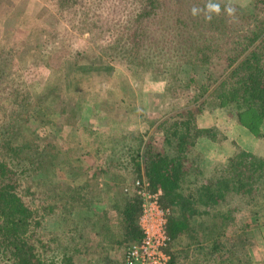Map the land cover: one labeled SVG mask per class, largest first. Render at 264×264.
<instances>
[{"label": "trees", "instance_id": "1", "mask_svg": "<svg viewBox=\"0 0 264 264\" xmlns=\"http://www.w3.org/2000/svg\"><path fill=\"white\" fill-rule=\"evenodd\" d=\"M42 1L68 34L99 22L109 34L118 33L122 38L113 40L106 55L164 79V95L180 91L185 104L158 123L171 151L151 145V134L122 130L125 148L115 147L121 141L107 134L112 143L96 142L95 158L82 147L74 154L53 136L42 139L40 130L24 132L30 123L38 121L39 127L43 111L54 112L57 102L65 109L55 85L37 88L25 72L30 65L39 69L38 62L48 72L57 70L50 65L55 34L40 51L27 40L15 44L0 37V264H114L109 253L114 246L124 264L125 247L142 236L141 199L131 187L140 165L151 186H161L160 204L169 208L168 264H180L182 253L186 261L188 252L193 253L188 264H244L249 226L263 218L264 200L257 199H264V155L237 145L222 172L193 175L187 151L199 137L217 140V129L198 126L190 105L200 109L201 101L213 97L238 123L261 134L264 0L232 3L234 18L222 12L211 22L203 13L191 15L193 6L203 8L207 0ZM47 123L43 129L56 136L53 119ZM113 166L123 179L105 187L98 176ZM103 200L108 207L99 206ZM227 252L232 257L226 259Z\"/></svg>", "mask_w": 264, "mask_h": 264}, {"label": "rangeland", "instance_id": "2", "mask_svg": "<svg viewBox=\"0 0 264 264\" xmlns=\"http://www.w3.org/2000/svg\"><path fill=\"white\" fill-rule=\"evenodd\" d=\"M216 1L239 5L250 2V0ZM35 2L30 4L27 3V0H0V37L8 36L13 39L15 44L27 40L29 44L37 46L40 51V49L44 50L46 44L50 42L49 37L53 39V36H50L51 33L55 34L53 50L50 53V65H55L57 70L55 68L48 72L43 62H38L39 69L30 65L25 72L29 80H35L37 88H41L43 85L48 87L55 85L57 91L61 92L60 99L65 104V109L61 112L60 102H57L51 107V110L55 108L54 112L42 110L44 115L42 121L39 122V127L35 126L38 121L33 122L24 129V132L27 134L31 130H40L44 136L42 139L53 136L64 146L70 149L74 148V154L81 152L82 147L92 152V154L90 153L92 158H95L93 150L96 142H103L105 145L112 143L110 139L107 140V134L117 137L115 141H121V143L117 142L115 147L125 148L124 140L119 136L122 130L141 132L144 134V138H148L151 134L153 136L151 145L160 150L171 151L173 146H169L164 139V125L160 126L158 123L167 115L173 114L179 106L182 111L184 110L185 97L183 93L174 90L162 97L159 94L162 91L165 92L164 79H153L149 71L139 69L137 66L135 68L127 66L123 63L125 61H112L106 55L107 51L105 50L116 39L122 38L118 36V33L109 34L101 29L99 22V24H91L88 28L86 26L87 29L84 28L81 31L70 32L68 30V34L64 30L65 28L63 29L65 23L59 20L48 4L42 0H35ZM34 12L37 17L34 16ZM41 30H45L48 35L40 32ZM29 57L31 54H28L26 58ZM14 63L16 65L15 61ZM8 103L15 104L11 97H9ZM200 104V109L195 104L190 105L193 116L196 120L198 115H203V118H200L201 122L210 123L209 126H214L217 129V140L202 136L203 138L197 139L198 142H195V146L193 145L187 151L189 162L191 158L194 159L193 163L190 162L194 168L192 169L193 175L203 177L222 172L226 167L227 156L233 152L237 145L249 149L257 155H264V120H261L258 125L257 130L261 132L258 135L238 123L218 105L215 98L206 97ZM157 112H159L158 116ZM67 117L71 122L65 121ZM49 118L53 119L59 129L56 136L43 129L48 124L47 119L49 120ZM138 126H148L149 128L153 126V130L148 132L149 128H146L145 131H137ZM47 133L49 134L47 135ZM207 139L208 141H206ZM119 170L113 166L100 172L98 177L106 187L105 183H111L112 179L113 181L114 179L122 181L123 172ZM138 177L148 180L141 165L139 174L133 179ZM257 200L260 202L264 199L258 198ZM98 204L102 208L108 207L105 200ZM109 214L110 221L114 222V216L112 217L114 211L112 210ZM261 214H263V218L258 222H252L249 226V237L245 242L247 252L244 251L243 256L244 264H264V208L261 209ZM104 242L105 244H103ZM104 242L101 243L102 247L107 244V241ZM95 251L94 253H96ZM99 253H103L102 248ZM109 253L110 257L115 260L114 264H119L118 248L116 249L114 246L113 249H109ZM188 254V259L185 261L186 257L182 253L180 264L183 261L186 264L192 262L190 259L193 257V253L188 252ZM225 257L226 259L230 258L232 254L227 252ZM228 263L234 264L233 261Z\"/></svg>", "mask_w": 264, "mask_h": 264}, {"label": "built area", "instance_id": "3", "mask_svg": "<svg viewBox=\"0 0 264 264\" xmlns=\"http://www.w3.org/2000/svg\"><path fill=\"white\" fill-rule=\"evenodd\" d=\"M131 187L141 199L138 223L142 236L130 243L124 252V264H168L166 250L169 236L166 231L168 207L160 204L161 187H152L144 177L135 178Z\"/></svg>", "mask_w": 264, "mask_h": 264}, {"label": "clouds", "instance_id": "4", "mask_svg": "<svg viewBox=\"0 0 264 264\" xmlns=\"http://www.w3.org/2000/svg\"><path fill=\"white\" fill-rule=\"evenodd\" d=\"M224 13L226 16L234 18L236 14V7L233 6L231 2L226 3L223 7L220 3L215 2V0H207V3L203 8L198 6H193L191 8V15L193 17L199 16L201 13L204 14L206 21L211 22L214 16H218L221 13Z\"/></svg>", "mask_w": 264, "mask_h": 264}, {"label": "crops", "instance_id": "5", "mask_svg": "<svg viewBox=\"0 0 264 264\" xmlns=\"http://www.w3.org/2000/svg\"><path fill=\"white\" fill-rule=\"evenodd\" d=\"M20 1H22V0H20ZM27 3H30V4H34V3H36L35 2V0H27ZM32 12V11H31ZM31 12H30V14H31ZM160 96H164V91H162L161 92V94H159ZM136 114V113H135ZM157 114V116L159 115V112H157L156 113ZM161 114V113H160ZM200 118H203V115L201 116V115H198L197 116V118H196V123H197V125L198 126H209L210 125V123H202L201 122V120H200ZM137 119L139 120V118H138V116H137ZM139 123V122H138ZM139 125V124H138ZM149 128L148 126L146 127V126H144V127H141V126H138L137 127V131H145V130H147V129ZM152 130H153V126H151L149 129H148V132L149 131H151L152 132ZM203 138V137H202ZM198 139H201V137L200 138H198ZM206 141H208V139L206 140ZM196 142H198V141H196ZM211 143V142H210ZM195 146V145H194Z\"/></svg>", "mask_w": 264, "mask_h": 264}]
</instances>
